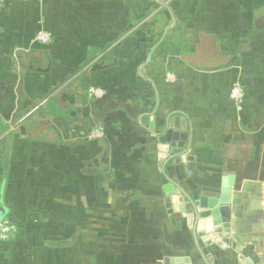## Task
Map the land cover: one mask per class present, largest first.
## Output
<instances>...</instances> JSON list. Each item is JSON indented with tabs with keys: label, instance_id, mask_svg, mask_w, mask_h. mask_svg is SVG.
<instances>
[{
	"label": "crops",
	"instance_id": "1",
	"mask_svg": "<svg viewBox=\"0 0 264 264\" xmlns=\"http://www.w3.org/2000/svg\"><path fill=\"white\" fill-rule=\"evenodd\" d=\"M171 181L230 197L211 264H264V0H0V264H204Z\"/></svg>",
	"mask_w": 264,
	"mask_h": 264
},
{
	"label": "water",
	"instance_id": "2",
	"mask_svg": "<svg viewBox=\"0 0 264 264\" xmlns=\"http://www.w3.org/2000/svg\"><path fill=\"white\" fill-rule=\"evenodd\" d=\"M102 66H95L93 69H100ZM170 181V180H169ZM172 182V181H171ZM174 187L180 192V194L186 198L190 205V210L192 212V224H191V234L193 237L194 245L200 255V258L204 264H211L206 258L203 251L197 241V232L199 231V226L202 224H207L204 226L205 230L208 232H213L215 227V222L220 221L222 218V213L225 207L229 206L230 197L228 193H221L217 197L210 196H199L195 199L190 197L180 186L172 182ZM248 183V182H247ZM249 184V183H248ZM247 185V184H245ZM250 185V184H249ZM173 202L176 201L175 194L171 196ZM7 213V209L0 205V220H2ZM204 222V223H203Z\"/></svg>",
	"mask_w": 264,
	"mask_h": 264
},
{
	"label": "built area",
	"instance_id": "3",
	"mask_svg": "<svg viewBox=\"0 0 264 264\" xmlns=\"http://www.w3.org/2000/svg\"><path fill=\"white\" fill-rule=\"evenodd\" d=\"M50 39V36L46 32H38L35 36V40L40 43H46ZM168 80L173 79L172 74L167 75ZM89 93L94 97H100L102 95V90L98 87L89 88ZM229 98L235 107L237 112H241L244 106L245 92L243 87L236 83L234 84L229 92ZM94 137H101L102 133L95 130L93 133ZM18 233V227L10 221L0 220V243L8 241L10 238L14 237Z\"/></svg>",
	"mask_w": 264,
	"mask_h": 264
},
{
	"label": "rangeland",
	"instance_id": "4",
	"mask_svg": "<svg viewBox=\"0 0 264 264\" xmlns=\"http://www.w3.org/2000/svg\"><path fill=\"white\" fill-rule=\"evenodd\" d=\"M160 9H161V7H160Z\"/></svg>",
	"mask_w": 264,
	"mask_h": 264
}]
</instances>
